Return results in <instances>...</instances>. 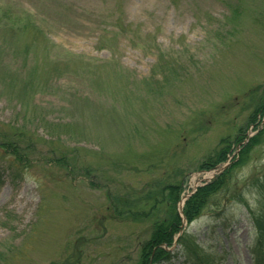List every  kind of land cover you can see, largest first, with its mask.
<instances>
[{
	"label": "rangeland",
	"instance_id": "374dc122",
	"mask_svg": "<svg viewBox=\"0 0 264 264\" xmlns=\"http://www.w3.org/2000/svg\"><path fill=\"white\" fill-rule=\"evenodd\" d=\"M263 128L264 0H0V264H138L164 186L181 207L228 169L183 227L213 264H261Z\"/></svg>",
	"mask_w": 264,
	"mask_h": 264
},
{
	"label": "trees",
	"instance_id": "16d2710c",
	"mask_svg": "<svg viewBox=\"0 0 264 264\" xmlns=\"http://www.w3.org/2000/svg\"><path fill=\"white\" fill-rule=\"evenodd\" d=\"M232 11H236V8H234ZM259 109L260 107L256 109L254 121L257 118ZM61 126L62 124L60 123L49 122L47 130H51L50 133H59L57 131L60 130ZM67 126L69 127L70 124H67ZM15 134L18 141L22 143H19L17 140L12 141L14 143L11 142L13 146L11 153L15 155L14 162L17 165V169L20 170L21 166H23L25 157H27V154L34 155L36 154L37 150L32 144L31 138L25 136L23 133H20L18 135V131H16ZM241 138L242 137H240L239 139ZM255 139H258V137L255 136L252 141ZM224 140H228V138H225ZM9 143L10 142H6L5 146H8ZM224 147L225 145L221 143L218 147L214 148L213 151L205 158V160L200 163V168L211 169L215 167L219 162L224 161V159L226 158V153L230 149L231 145H228V148ZM248 156L249 153L247 154L246 159L248 158ZM65 157V155H61L60 157L56 158L60 166L68 165L69 161ZM241 159L243 160L245 159V157H242ZM90 168L91 167L88 165L80 168V174L86 177H90ZM228 172L229 169L218 175V177L213 181L199 187L194 195H192L186 201V204L184 206V213L189 222H192L202 212H204L211 199H215V194L220 189L221 184L224 182L226 183V175ZM231 174L232 173H230V175ZM91 184H94V182L91 181ZM252 184L254 188L253 190L255 191L258 202L261 206V208L258 209L257 213L253 216L255 224L257 225L258 232L255 241V250H257L259 256L264 257V174L256 176L252 181ZM182 189L183 187L181 184L173 183L165 185L162 189L159 199L156 200V205L153 206L154 209L158 208L160 210V216L154 220L152 231L150 232L149 236L145 240H143V244L140 250V260L138 264H149L150 260H152L153 262H160L163 260H169L173 257L172 253L165 250L161 245H171L174 240V235L181 228L182 219L177 209V202L180 198ZM155 206H157V208H155ZM178 242L180 245V252L186 257L196 258L203 255V248L199 243H197L193 234L184 231L179 236Z\"/></svg>",
	"mask_w": 264,
	"mask_h": 264
}]
</instances>
